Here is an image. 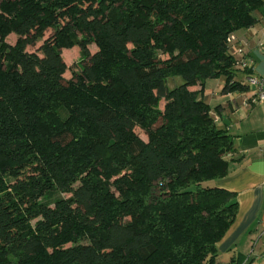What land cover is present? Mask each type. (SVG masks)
<instances>
[{"label": "trees", "instance_id": "1", "mask_svg": "<svg viewBox=\"0 0 264 264\" xmlns=\"http://www.w3.org/2000/svg\"><path fill=\"white\" fill-rule=\"evenodd\" d=\"M260 18L264 0H0V264H216L234 145L200 96L242 89L228 38Z\"/></svg>", "mask_w": 264, "mask_h": 264}, {"label": "crops", "instance_id": "2", "mask_svg": "<svg viewBox=\"0 0 264 264\" xmlns=\"http://www.w3.org/2000/svg\"><path fill=\"white\" fill-rule=\"evenodd\" d=\"M257 23L262 25L246 28L241 35L234 32L229 44L236 60L234 80L242 89L223 92L221 80L210 103L205 101L216 125L232 136L234 145L227 174L215 181L234 192L236 201L234 220L216 243V264L226 263L231 255L238 256L240 264H264V103L250 100L255 88L248 82L249 76L264 73V18Z\"/></svg>", "mask_w": 264, "mask_h": 264}, {"label": "rangeland", "instance_id": "3", "mask_svg": "<svg viewBox=\"0 0 264 264\" xmlns=\"http://www.w3.org/2000/svg\"><path fill=\"white\" fill-rule=\"evenodd\" d=\"M255 25H256V28H257V25L261 26L262 24L261 23H256ZM243 31H244V29H240V30H237L236 33H237V35H241ZM50 33H51V31L48 29L45 32L44 37H47ZM15 40H16V36L14 34H9L6 37V41L9 44H11V45L14 44ZM40 43H41V41L37 42L36 46L32 50H34L37 46H39ZM88 49H89L90 53H94L97 48L95 47L94 44H89L88 45ZM61 56H62L63 61H64L65 65H66V67H67V69L65 70V72L63 74V77L65 79H69L71 77V72L78 68V64H79V62L81 60V57L79 55V48L77 46H74V47H71V48L62 49L61 50ZM174 80L175 81H173V82L170 81V85H173V83H176V84L182 83V79L180 77H175ZM221 80H222V83H223V80H224L223 76L219 77V78H215V79L206 80V82L204 83L203 91H202L200 97L204 101H206L207 103H210L209 99H210V97L212 95L211 92L214 90L215 86L219 82H221ZM163 103H164L163 101L160 102V104H159L160 108L163 107ZM136 132L142 139H146V136L144 135L143 131H141L140 129H136ZM57 196L66 197L67 194H60V195L56 194L54 197H57Z\"/></svg>", "mask_w": 264, "mask_h": 264}, {"label": "built area", "instance_id": "4", "mask_svg": "<svg viewBox=\"0 0 264 264\" xmlns=\"http://www.w3.org/2000/svg\"><path fill=\"white\" fill-rule=\"evenodd\" d=\"M234 36L231 35L228 38V42L232 43ZM243 67H246V63H242ZM248 82L254 86L255 91L250 97L253 103H264V73L260 75H252L248 77Z\"/></svg>", "mask_w": 264, "mask_h": 264}]
</instances>
